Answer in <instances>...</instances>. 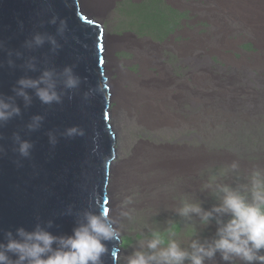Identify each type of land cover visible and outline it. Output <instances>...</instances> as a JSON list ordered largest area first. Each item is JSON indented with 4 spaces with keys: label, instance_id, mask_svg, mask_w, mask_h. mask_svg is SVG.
Wrapping results in <instances>:
<instances>
[{
    "label": "bare ground",
    "instance_id": "1",
    "mask_svg": "<svg viewBox=\"0 0 264 264\" xmlns=\"http://www.w3.org/2000/svg\"><path fill=\"white\" fill-rule=\"evenodd\" d=\"M76 1L81 21L102 33L101 50H107L106 82L113 101L109 123L117 153L109 188V214L117 227L125 224L132 236L124 250L125 258L138 247L141 236L152 230L166 237L169 231L175 232L174 238L184 247L192 238L205 240L204 225L197 235L195 215L189 221L176 214L182 199L194 202L195 166L207 158L195 149L192 30L185 26L182 40L170 36L160 43L159 38L178 16L163 0ZM183 4L189 7L191 3ZM223 12L229 20L237 19L248 26L264 49V0H226ZM91 15H106L111 20V32H105ZM163 49L171 50L174 59L165 61ZM128 195L133 197L131 220L120 215L121 202ZM113 241L120 240L117 237Z\"/></svg>",
    "mask_w": 264,
    "mask_h": 264
},
{
    "label": "water",
    "instance_id": "2",
    "mask_svg": "<svg viewBox=\"0 0 264 264\" xmlns=\"http://www.w3.org/2000/svg\"><path fill=\"white\" fill-rule=\"evenodd\" d=\"M52 15L66 20L63 37L56 35V25L48 23ZM36 32L55 36L60 44L57 52L51 53L47 43L34 49L23 47ZM0 43V63L4 65L0 67V93L13 95L11 89L18 78H35L45 67L59 70L73 65L82 78L72 99L66 95L61 104L44 105L33 95L31 106L25 108L17 98L21 115L0 126V146L5 150L0 153V242L5 231L15 234L21 226L30 231L37 222L48 220L53 221L48 230L54 235L70 234L77 212L107 209L110 216L109 188L117 153L109 123L111 97L102 33L81 21L76 0H0ZM7 50L12 51L11 57ZM17 51L20 58L15 56ZM30 56L36 57V72L21 67ZM9 58L14 67H8ZM35 114L44 121L39 130L29 132L25 125ZM73 125L83 129L84 135L71 139L61 135ZM50 130L58 139L54 147L46 135ZM14 132L33 143L28 158L13 150ZM69 206L73 215L64 214ZM105 243L102 264H120L119 241Z\"/></svg>",
    "mask_w": 264,
    "mask_h": 264
},
{
    "label": "clouds",
    "instance_id": "3",
    "mask_svg": "<svg viewBox=\"0 0 264 264\" xmlns=\"http://www.w3.org/2000/svg\"><path fill=\"white\" fill-rule=\"evenodd\" d=\"M48 23L56 25V35L63 37L66 20L52 15ZM45 43L53 54L60 48L55 36L40 32L26 39L23 47L34 49ZM12 55V51L7 50V56ZM15 56L20 58L21 53L17 51ZM6 63L10 68L15 66L11 58ZM3 66L0 63V67ZM21 67L36 72V57H28ZM81 83L82 78L74 71L73 65H65L59 70L55 66L39 69L35 78L21 76L11 89L13 95L0 93V126L21 115L17 98L22 100L25 108L31 106L33 95L44 105L61 104L66 95L72 99L71 94ZM43 121L42 115L35 114L25 127L34 132L40 129ZM46 135L54 147L58 142L56 133L50 130ZM61 135L71 139L83 136L84 132L73 125L65 128ZM12 141L16 145L13 150L19 156H30L34 147L31 141L22 139L17 132L12 134ZM4 151L0 146V153ZM238 169L239 164L234 161L230 171L238 172ZM245 180L246 183L233 186L219 182L213 174L203 184V190L214 193L218 200L210 210L204 209L199 201L192 202L187 198L180 201L176 209L179 217L190 221L195 215L204 226L215 221L216 231L211 239L192 238L184 247L174 238L175 232L169 231L166 237L160 231L152 230L137 241L138 247L125 258V264H205L217 255L224 264H234L235 260L241 264H264V169H253ZM132 203L131 195L122 200L120 215L123 218L132 219L129 208ZM64 214L73 215L71 206ZM75 217L70 234L54 235L48 230L53 226L52 220L43 224L37 222L30 231L22 226L15 229V234L5 231L4 240L0 242V264H102L101 256L107 251L105 242L119 236L117 222L108 215L107 209L77 212Z\"/></svg>",
    "mask_w": 264,
    "mask_h": 264
},
{
    "label": "rangeland",
    "instance_id": "4",
    "mask_svg": "<svg viewBox=\"0 0 264 264\" xmlns=\"http://www.w3.org/2000/svg\"><path fill=\"white\" fill-rule=\"evenodd\" d=\"M181 1V4H172L163 0L178 16L159 41L163 43L170 36L182 40L184 27L192 30V68L196 76L195 149L207 156L195 166L194 202L199 201L204 209L210 210L218 202L216 195L207 190L200 192L213 174L219 182L236 186L246 183L245 177L253 169H264V49L257 44L248 26L227 18L223 12L226 0ZM187 1L191 3L189 7L183 4ZM90 17L105 32H111V20L106 15ZM162 54L165 61L175 57L169 49H163ZM234 161L239 164L238 172L230 171ZM200 225L195 216L197 235ZM117 228L120 264H123L124 250L132 236L127 234L125 224ZM205 229L206 239H211L216 231L215 221ZM207 264L224 262L217 255ZM234 264L241 262L235 260Z\"/></svg>",
    "mask_w": 264,
    "mask_h": 264
}]
</instances>
